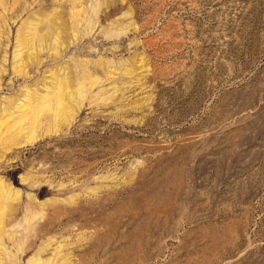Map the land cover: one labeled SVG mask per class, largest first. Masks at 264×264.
<instances>
[{
    "label": "rangeland",
    "instance_id": "rangeland-1",
    "mask_svg": "<svg viewBox=\"0 0 264 264\" xmlns=\"http://www.w3.org/2000/svg\"><path fill=\"white\" fill-rule=\"evenodd\" d=\"M34 261L264 264V0H0V264Z\"/></svg>",
    "mask_w": 264,
    "mask_h": 264
},
{
    "label": "bare ground",
    "instance_id": "bare-ground-1",
    "mask_svg": "<svg viewBox=\"0 0 264 264\" xmlns=\"http://www.w3.org/2000/svg\"><path fill=\"white\" fill-rule=\"evenodd\" d=\"M31 30H33V29H31ZM48 30H50V32L52 34L53 33L52 30H54V26L51 24L50 27H48ZM35 31L37 32V28H35ZM49 34L48 33H46L44 35H40L39 34L40 37H38V38H39V40L42 43H44V42H46L47 37L49 36ZM30 37H31V31L28 30L26 33H24V35L22 36V38H20V40H18V42H19L18 48H20V54H21L20 67L27 66L29 64V59H32V57H33V54H34L33 51L37 50V47L33 48V46H35L34 40L36 38L33 39V38H30ZM56 40L57 39H55V42H56ZM27 67H29V65ZM55 100H56L58 106H60L61 105V102H62V98H61L60 94H57L56 95ZM58 106H57V108H58ZM55 112H57V111H55ZM38 263H39L38 261H34L33 262V264H38Z\"/></svg>",
    "mask_w": 264,
    "mask_h": 264
}]
</instances>
